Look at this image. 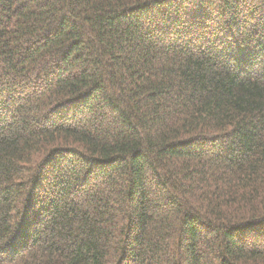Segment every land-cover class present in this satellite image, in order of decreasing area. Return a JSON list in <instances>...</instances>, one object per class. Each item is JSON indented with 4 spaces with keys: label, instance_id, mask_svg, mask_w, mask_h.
Instances as JSON below:
<instances>
[{
    "label": "trees",
    "instance_id": "1",
    "mask_svg": "<svg viewBox=\"0 0 264 264\" xmlns=\"http://www.w3.org/2000/svg\"><path fill=\"white\" fill-rule=\"evenodd\" d=\"M0 264H264V0H0Z\"/></svg>",
    "mask_w": 264,
    "mask_h": 264
}]
</instances>
